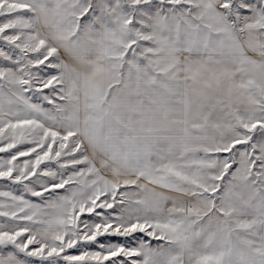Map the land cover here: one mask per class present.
Instances as JSON below:
<instances>
[{"label":"snow or ice","instance_id":"obj_1","mask_svg":"<svg viewBox=\"0 0 264 264\" xmlns=\"http://www.w3.org/2000/svg\"><path fill=\"white\" fill-rule=\"evenodd\" d=\"M0 264H264V0H0Z\"/></svg>","mask_w":264,"mask_h":264}]
</instances>
